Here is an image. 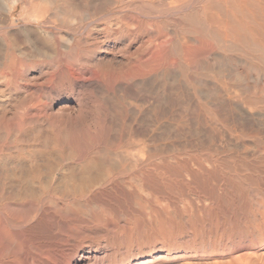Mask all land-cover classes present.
<instances>
[{
    "label": "rangeland",
    "instance_id": "rangeland-1",
    "mask_svg": "<svg viewBox=\"0 0 264 264\" xmlns=\"http://www.w3.org/2000/svg\"><path fill=\"white\" fill-rule=\"evenodd\" d=\"M33 1L34 0H28L26 2L25 0H0V127L2 125L0 134H3L2 136L0 135V138L4 136L3 139H0V147L2 148L0 150V164H14L15 162L19 161L18 159H20L19 163L23 161L21 164H29V157L34 156L35 154L36 160H38L37 164L68 165L70 163H66V161L63 162L64 158L62 157L64 156H61V154L65 155L68 152L71 153V151H69L70 148L64 150H62L61 148H59L60 150L53 149V146H50V148H45L42 147V145L38 141H36L35 138L37 136H40V134H37V131H40L41 134H44V132H49L52 130V128L47 125V119L43 120V114L41 111L47 113L52 111L51 114H54L57 108L62 104H66V101L71 97L72 93L69 91V89L65 87L63 88L64 81H67L68 84V79L64 78L63 73L66 74L65 76H68L69 69L86 70L90 68L91 70L97 71L99 76L92 78L91 75L88 74L86 75L87 79L80 78L79 80L74 82V95H76L75 99H78V101L73 102L74 109H72V113L69 114V117H65L68 120L66 121V119L64 118V122L62 121L63 125L60 122L55 125L56 127H53L64 128L66 121L68 123L65 125V128L66 126L67 128H71L72 125V131L74 130L73 133H77V135L75 136L79 137L84 142V144L82 142V145H84L85 147L81 145V147L84 149V152L82 153L83 156L81 157V159L79 157H75L76 160H79L77 161L78 164H83V162L86 163L88 160L90 161L94 157H97L100 154V149H102L104 145V147L107 148L105 150V154L109 156V162L107 161L106 164H110L111 161L112 164L116 158H118V160L116 159L113 164H130L126 157L129 154V151H132V149H134V153L138 155L139 159V162H137L136 164H142V167L140 166L142 169L136 167L133 172L128 171V173H126V175L128 176L124 175L123 179H125L129 184L132 183L131 185L134 187H132L134 191L140 189L139 191H136L138 195L141 194V196H144L146 199H152L151 202L153 203V206L151 208H154V211L152 213L149 212L151 210L147 209V212L151 215L149 216L150 218L147 217L146 221H143L142 217L137 216V218H135L133 222L131 221L129 223L128 220L124 219L120 222V225L122 224L121 226L129 227L131 225L132 230L134 228V245L139 247L146 246L145 248L149 249L153 245H159L161 241L167 240L166 243H170L172 247L183 246L184 249L188 250L186 261L191 264H215L216 261L224 260H226V262H233L238 252L247 256V261H249V264H264V244L260 243V239L258 238L260 237L261 232L264 230V112H262L263 117L253 116L254 118L249 115V112H246V106L248 107L247 101L250 96L254 95L255 97H261L262 99L264 98V73L262 71L263 63L261 60L256 58V56L258 55L253 53L251 54V51L249 52V49L247 50V48L246 50L245 48H242L241 43L239 41H236V39H233L232 43L233 45H235V47H233V45L231 44V48L228 47V49L230 48L228 50L224 45H222V42H220L222 43L221 45H218L219 40L216 37L213 38L211 35H205L203 37V40L206 41L205 39H207V42L211 43V45L212 43L213 45L215 44L214 48H210L209 50V48L203 46L205 50L200 52L201 54H197V50H202V47L193 42V39L191 37H193L192 30H194V27L191 25V22L187 18L193 12L199 11L198 9H200V12L202 11V6H204L205 4L199 2H202L203 0H196V3L191 4V8L186 10L184 14L180 15L179 17L171 14L166 15L162 12L161 8L152 10V8L143 7L147 9L138 11V7L141 6V3L136 2L131 6L134 8L130 7L131 9H129L131 10V13L128 9H123V11H129L128 13L132 14V21L135 18L138 19V17L139 21L143 19L140 21V26L138 27L139 31L141 30V32L137 30L135 31L137 32V34L131 35L130 37L128 35H122V37L120 36L117 39H113L111 37L106 44L100 45L101 48H98L99 45L97 43L100 42L102 33H98L95 28H97L100 23H105L110 16L106 17V15H100L98 17L97 15L96 17L98 18L95 17L92 21L88 20L87 13V15L85 13L77 15L74 13H70L71 11H63L64 14L62 12H57L55 19L53 18L52 20H48V22L46 21L45 23V21L43 22L39 19V17L36 18V16L34 17L32 15L37 14L35 13L36 5H40L41 3L42 5H44L47 2H43V0H37L38 2L36 0L35 2ZM59 1L60 0H58V3ZM206 1L209 2V0ZM210 1L214 2L217 7H220V9L222 8L223 10L228 2L229 4H227V6H232V4H239L238 1L240 2L241 0ZM198 4L202 5V8ZM48 5H50L49 2L47 3V6ZM136 5H138V7ZM192 5H194L193 8ZM195 6L196 8H194ZM24 7H28L29 9H26ZM148 9H150L151 11L149 12ZM117 11L120 12V10ZM141 11H143V14L146 12V17L142 14ZM156 11L159 12V14L156 13L157 16H155L156 14H153ZM190 11H192V13ZM218 11L219 10L213 13L215 14L217 12L219 13L217 15L221 16L220 12ZM119 12H114V15L111 14V16L114 17L117 14L118 16L122 15ZM30 13L33 14L31 15ZM29 14L31 16H29ZM200 14L203 15L202 12ZM82 15L84 18L82 17ZM237 15L240 16V19L237 17ZM57 16H63L62 18L64 19L58 18ZM79 16H81V18L84 19L85 22L83 23V25L81 24V27H78V29L74 26L73 23L76 24V17L78 18ZM167 16L169 18H167ZM66 17L72 19L68 21L69 19H67ZM176 17L177 19H175ZM180 17L184 21L186 20L185 24L184 22L182 23L178 21L181 19ZM236 17L240 21H247V18L243 13L238 12L236 14ZM242 18L245 19L243 20ZM37 19H39L40 21ZM58 20H66L67 23L69 22L68 26L69 24L70 26L68 27L66 25L68 29L67 27L60 28L61 26L56 25L58 24ZM138 20H134V23H137L136 21ZM176 20L178 22H176ZM50 21L51 23H54V25L51 23L49 24ZM94 22L97 23V26ZM148 22L150 23V25H148ZM186 22L187 24L189 22V24L187 25ZM162 23L164 27L161 25ZM144 24L146 25L144 26ZM57 26H59V28ZM141 26L143 28L145 27L144 30L146 31H144ZM155 26L158 28H156ZM160 27L161 32L158 33V31H160ZM190 27H192V32L189 30ZM74 28L76 30H74ZM150 29H152V31ZM171 29L174 30L172 31ZM148 30L150 31V33L148 32ZM163 30H165L167 34L169 33L168 35L171 39L168 37V40H171V43H167L165 45L167 47H165L164 45L161 46L160 50V47L157 45L155 46V43L158 44L161 42H165L164 40L160 39V41L156 40V37H161L160 35H162ZM94 31H96L97 33ZM189 32L190 35H186L189 34ZM155 35L156 37L155 39H153ZM163 35L166 36V33H163ZM150 36L155 43H150L152 42V39L150 38L149 40L148 38ZM186 36H188L189 38H186ZM95 37H97L98 39ZM179 37H181L182 39H179ZM210 38H213L211 39L212 41L209 40ZM94 39L95 41H93ZM115 40L120 41H117V48L113 49L112 46L114 45L113 42ZM128 40L130 42H127ZM183 40H185L189 48H192L190 49L191 51L188 52L190 53V57H184V54H181L183 52H181L180 49L179 51L181 53L178 52L179 55L177 53L179 47L178 43L180 41L183 42ZM234 40L237 43H235ZM52 41H54L56 45H58L57 43L59 42V45L57 47L60 54H58V57L53 52L48 50V46H44L48 43L52 44ZM238 42L240 43L239 45ZM126 44L128 46H126ZM143 44L152 45H149V48L147 46L144 48L142 47L144 46ZM61 47H66V49ZM105 47H108V50H111L108 53H103L102 49H105ZM152 47L158 48H155V50ZM150 48L152 49V51H155L149 53L148 51L151 52ZM163 48L166 52H162ZM237 48L240 51L237 50ZM96 49H98L99 51ZM158 49L162 52V54H165L161 56V52ZM193 49H195L196 51L193 52ZM139 50L142 54L139 53ZM229 51H235V53L233 52L231 54ZM157 52H160L159 57H157L156 55L158 54ZM236 52L238 54H236ZM247 52H249L250 55ZM192 53H195L196 55L193 54L192 56ZM137 54H139L140 57ZM151 54H153V56ZM154 54L156 58H158L157 60L156 58L154 59ZM222 54L225 55V58H223L224 55L222 56ZM141 55L143 59H141ZM164 55L168 58L170 57L169 60L167 59L166 61V57ZM181 55L183 56L182 58ZM133 56L134 58H132ZM160 56L164 60H161L164 66L159 60ZM247 56H252V58ZM152 58L155 60V62L153 61V65L158 64L157 67L155 65V73H153L152 71V74L150 73L149 75H146L145 79H142L144 77H134L133 79L129 80L130 77L128 78V71H130V73L133 72L134 68L139 66L137 65L138 63L141 64V62L148 61ZM231 58H237V60L232 61ZM242 58L245 60H243ZM10 59H15L13 65H11ZM134 59H136L138 62H136ZM144 59L146 60L144 61ZM222 59H224V61ZM212 60H214V62ZM241 60H243L244 62ZM246 61L249 64L258 61L259 62L255 63L257 66H255L254 64H252L253 66H251L250 64L251 67H248V64L244 65L241 63H246ZM193 62H198V64H194ZM191 63L192 65L190 66ZM16 64H18V66ZM10 66H13L15 68H11ZM132 66H134V68H132ZM130 67L132 69H130ZM256 68L258 69V73H260L259 75ZM252 69H256L255 72ZM52 77L54 78V84L57 85L54 87L55 89L50 91L48 81ZM207 78L209 79V84H212L213 89L210 88V85V87H206L205 81L208 80ZM124 80L129 83H125ZM199 81L201 82L199 83ZM145 83L149 84L150 86H147ZM127 86L134 88L136 92L129 93V91H125ZM196 86L198 88H195ZM225 88L229 90L230 97L232 99H238L239 101H241V103L232 101V103H229L228 107L224 106L226 109H224V107L220 108V106L223 105L221 104V100L219 99V97H212L211 95H219L220 93L224 94L223 91H225ZM205 89H207V91ZM192 90L195 92H193ZM212 90L214 91L212 92ZM220 90L222 92H220ZM231 91H234L233 93L236 95H234ZM208 92L211 95H207ZM130 94L133 96H131ZM189 94L191 96H193V94L196 95V98L200 101V107L198 106L199 109L198 107L193 106L190 103L189 99L191 96ZM201 97L203 98L201 99ZM146 99H150L151 103H149V100L147 101ZM203 99L205 101H203ZM142 100L146 103L144 108L142 107L145 103ZM215 101L217 103H220L217 104ZM203 102L206 107L201 105L203 104ZM176 103H178L179 106H177L178 104ZM129 104L130 106H128ZM133 104L134 106L136 105L138 109L141 106L140 108H142V110L139 109L140 114L137 108L134 110L131 107V105ZM148 104H151L152 106ZM127 106L129 109L127 108ZM149 107L152 108L149 109ZM41 108L45 109L42 110ZM217 108H219V110ZM211 109H217L215 111L216 115L214 114V117L210 116L209 112ZM128 110L134 111V115L131 114L132 112L128 113ZM219 112L222 113L220 114ZM40 113L42 115H40ZM135 113H137L136 117H134L136 115ZM217 114H219V116ZM224 115L227 116L228 119ZM32 118L33 120L35 119L33 122L32 120H30ZM109 118H111L112 120ZM209 118H213V121H211L213 122V124H210ZM108 120L111 124L108 123ZM230 120H232L233 122ZM35 121L36 124L31 125V123L34 124ZM130 121H132L133 123L135 121V123H130ZM200 121L202 122V124H200ZM28 122L30 123V125ZM37 122L41 125L39 126ZM126 122L128 126L131 125L132 127H125ZM122 124L125 125L123 126ZM76 125L78 127V130H75ZM16 126H18L21 130H17L18 127ZM46 126H48V129L46 128ZM137 126L138 128H136ZM247 127H249L250 129H247ZM12 128H14L15 130H12ZM129 128L131 129L130 131H128L130 133H127V130ZM44 129L47 131L43 132ZM254 129L255 131H260V133L257 134V132L252 131ZM81 130L82 132L86 130V133L83 134H88V136L91 135V139L88 137H86V139L85 136L87 135H83L86 139L85 140L83 136H81ZM138 131H140L139 134L142 131V134H140L141 138H143L141 135H147V137L145 136V139L147 138L145 140L146 144L137 143L136 135L134 134ZM79 132H81V134ZM13 133L18 134L15 135V137ZM78 133L80 135H78ZM95 133L99 135L102 133L103 136L100 135L99 137V135H97V137H95ZM104 133L108 136L107 139ZM115 134L117 136H115ZM33 135H35V138H33ZM131 135L132 137L135 136V142H132L134 141V138H131ZM19 136L26 138L23 139ZM27 137H29V139H27ZM115 137L118 138L119 141ZM19 138L21 139V141L19 140ZM123 138H127L126 141H123ZM130 138L132 139V141H130ZM32 139L34 142L32 141ZM113 140L116 142V144H114L115 142ZM92 141L95 146H93L94 144L92 143ZM98 141L100 142V144ZM102 141H106V144L108 146L106 144H103ZM110 142H113L112 145ZM124 142L128 144H125ZM101 143L103 146L101 145ZM130 143H132L133 146ZM133 143H136L139 146H136ZM35 145L39 146L37 147ZM129 145L132 147H130ZM61 151L64 153H62ZM95 151H98L99 153H96ZM77 154L72 153L71 155L74 156ZM123 158L127 159V162ZM120 159L122 161H120ZM159 169H162V171ZM186 169H192L191 173H193L194 176L192 177L189 173H186ZM147 170L150 171L151 177L153 179V189L145 192L143 187L140 186L141 182L139 181L142 180L141 171L144 173V171ZM131 178L134 179L132 180ZM138 183L140 187L138 186ZM138 211H140V209H138ZM156 214H160V216ZM125 238H127V234L123 233L120 234V236L116 237L114 243L108 249V253H114L115 249H119L120 247L121 248L119 252L121 250L123 251H121L120 254L127 252L126 247H128V242H126ZM190 249L193 250L191 253L189 252L191 251ZM112 256V254L111 256H109L111 261H113L114 259V256ZM120 256L121 255L118 254L119 258Z\"/></svg>",
    "mask_w": 264,
    "mask_h": 264
},
{
    "label": "bare ground",
    "instance_id": "bare-ground-1",
    "mask_svg": "<svg viewBox=\"0 0 264 264\" xmlns=\"http://www.w3.org/2000/svg\"><path fill=\"white\" fill-rule=\"evenodd\" d=\"M26 1H28V0H25V2ZM195 1L196 0H60L59 3H58V0H51V1L50 0H43V2H47V3L49 2L50 5L47 6V3H45L46 5L44 3H43L44 5H42V3L40 5H36L35 9L37 10V12L35 10V13H37V14H35V15L33 14L34 13L33 12L34 10L32 11L33 12L32 13L33 15L31 13L30 14L32 16H34V17L36 16V18L39 17V19L42 20L43 22L45 21V23H46V21L48 22V20H52L53 18L55 19V16H56V13L57 12L58 13L59 12H62L63 13V11H71L70 13H74V14H77V15L78 14H82V13H85V14L87 13L88 15L87 14L86 15L88 16V20H92V21H93V18H95L97 15H98V17L100 15H103V16L106 15V17L107 16L108 17L110 16L105 23H102L101 24L100 23L101 21H100L99 22L100 25H98V27L95 28V30H97L98 33L99 32L102 33V36L99 34L101 36L100 42L97 43L98 40L96 42L99 45L98 48H101L100 45L106 44L111 37L113 39H117L120 36L122 37V35L123 36L124 35H128L130 37L131 35L137 34V32H135V31H137V30L139 31V28L138 27L140 26V21L143 20V19H141L139 21L138 20L139 17H138V19H136V18L134 19V20H138V21H136L137 23H134V20L132 21V19H133L132 17L133 16L131 17L132 14H130L131 13V10H129V9L134 8V7H131L134 3H136V2H140L141 3V6H139V7H138V5H136L138 7V11L139 10H143V9H147V8H143V7L152 8V10L153 9H156L157 10V9H160L161 8V10H162V12L164 14H166V15L167 14H171V15L178 16L179 17L180 15H183L186 10L190 9L191 8V4H195L196 3ZM234 1H233V3H234ZM33 2H35V0ZM28 3H30V2H28ZM199 3L205 4L204 6L198 4V5H200V7L201 6L203 7V8L201 7L202 8V11L201 12H202L203 15L200 14L201 13L200 12V9H198L199 11H197V12L195 11V12L192 13V11H190L192 14H190V16H188V18H187L191 22V25L194 27V30H192L193 31V37H191L193 39V42H195V44H198V46H201L202 47V50H200V49L197 50V54H199L200 52L204 51L205 50L204 47L209 48V50H210V48H212V49L214 48V45L215 44L213 45V43H212V45H213L212 46L211 43H208L207 42V39H205L206 41L203 40V37L205 35H211L213 38L216 37L219 40L218 45L219 44L221 45L223 43L222 45H224L225 48H227V49L233 43V39H236V41H239L241 43V47L242 48H245V50L247 48V50L249 49L248 50L249 52L251 51V54L253 53V54L258 55V56H256V58H258L259 60L262 61V63H263V69H262V71L264 73V0H252V1H249V0H247V1L246 0H241L240 2L238 1L239 4H232V6H227V4H229V2L227 3V1H226L227 4L223 8V10H222V8L220 9V7H217V5H215V3L212 2V1H210V0H209V2L206 1V0H203L202 2H199ZM24 6H26V5H24ZM193 6L194 5H192V8H193ZM196 6H197V4H196ZM196 6L194 8H196ZM228 7H229V9H228ZM24 8L27 9L28 7H24ZM123 9H128L130 11V13H128L129 11L128 12L123 11ZM117 10H120V12L117 11ZM217 10H219L218 12H220L221 16H218L217 14H219V13H217V12L215 13L216 15L213 13V12H215ZM132 11H133V9H132ZM138 11H137V14H138ZM148 11L150 12L151 10L148 9ZM154 11H152V12H154ZM114 12L115 13L119 12L122 15L118 16V14H117L116 16L113 17V16H111V14H113ZM123 12H124V14H123ZM141 12L143 14V11H141ZM238 12L243 13L244 16L247 18V21H240V20H238L237 17L238 18L240 17L239 15H237V17H236V14ZM135 13H136V11H135ZM145 13L143 14L144 16H145ZM156 13L159 14V12H157V11L155 13H153V14H156ZM187 13H189V12H187ZM30 14H29V16H31ZM85 14H83V15H85ZM157 14L155 16H157ZM83 15H82V17H83ZM62 17L63 16H60L58 18H62ZM98 17H96V18H98ZM130 17H131V19H130ZM182 17H184V16H182ZM66 18L69 19V17H66ZM74 18H75V16H74ZM79 18H81V16H79L78 18L76 17V24L73 23L76 28H78V27L80 28L81 27V24L83 25V23L85 22L84 19H82V18L79 19ZM159 18H161V17H159ZM167 18H169V17L167 16ZM39 19H37V20H39ZM62 19H64V18H62ZM71 19H69L68 21H70ZM85 19H86V16H85ZM104 19H105V17H104ZM104 19H102V20H104ZM175 19H177V17ZM88 20H87V22H88ZM99 20H100V18H99ZM180 20H183V19L181 18ZM180 20H178V21L179 22H182V23L184 22V24H185V21L186 20L185 21L184 20L183 21H180ZM53 21H55V20H53ZM178 21L176 20V22H178ZM33 22H35V21H33ZM57 22H58V24H56V25L61 26L60 28H62V27H65L66 28L68 26V23H69V22L67 23L66 20H63V21L62 20L61 21L58 20ZM50 23H51V21L49 22V24ZM94 23H96V22H94ZM182 23H181V25H182ZM51 24L54 25V23H51ZM178 24H180V23H178ZM186 24H187V22H186ZM188 24H189V22H188ZM145 25L146 24H144V26ZM148 25H150L149 22H148ZM161 25L163 26V23ZM164 25H165V22H164ZM191 25H189V26H191ZM59 26H57V27L59 28ZM69 26H70V24H69ZM86 26H85V28H86ZM96 26H97V23H96ZM68 27H67V29H68ZM141 27H140V29H141ZM148 27H150V26H148ZM156 28H158V27H156ZM142 29L144 30L145 27L144 28L142 27ZM191 29H192V27H190L189 30L191 31ZM74 30H76V29L74 28ZM92 30H93V28H92ZM150 30L152 31V29H150ZM144 31H146V30H144ZM94 32H96V31H94ZM139 32H141V30ZM148 32L150 33L149 30H148ZM159 32H161V27H160V31H158V33ZM162 32L163 33H166V36L163 35V33H162V35H160L161 37L158 38V37H156V35H157L156 34L153 39H155V37H156L157 38L156 40H158V41L164 40L165 42H161V43H158L157 44V43L153 42V39L151 38V36L148 37L149 40H150V38L152 39V42H150L149 40L148 41L150 43H152V44L155 43V46L156 45L159 46L160 47V50H161V46H163V45L165 46L167 43H171L170 42L171 40H168V37H169L168 34L169 33L167 34V32H165V30H163ZM186 35H190V32H189V34H186ZM135 37H134V39H135ZM181 37H179V39ZM187 37L188 36H186V38ZM95 38H97V37H95ZM131 38H133V37H131ZM213 38H210L209 40H211ZM129 40L127 42H130ZM93 41H95V39ZM117 41L119 42L120 40H117ZM117 41L115 40L113 42V44H114L112 46L113 49H116L117 48V43H118ZM190 41H191V39H190ZM52 42H53L52 44H49L48 43V44H45L44 46H46V47L48 46V50L51 51V52H53L58 57V54H60L59 53V50H58V47H57L59 45V42L57 43L58 45H56L54 43V41H52ZM144 42H147V41H144ZM220 42H222V43H220ZM234 42H235V40H234ZM239 42H238V45L240 44ZM172 43H173V41H172ZM235 43H237V42H235ZM143 45L144 46H142V47L145 48L146 46L148 47L150 44L149 45L143 44ZM178 45H179V47H178L177 53L178 52L179 53L183 52L181 54H184L183 55L184 57L189 56L190 53H188V52H190L191 51L190 49H192V48H189V46L186 44L185 40H183V42L180 41L178 43ZM126 46H128V45L126 44ZM165 47H167V46H165ZM233 47H235V45H233ZM61 48H65L66 49V47H61ZM124 48H125V46H124ZM152 48H154V49L156 48L157 49L158 47H152ZM222 48H223V46H222ZM179 49L181 50V52L179 51ZM232 49H234V48H232ZM96 50H98V49H96ZM110 50H108V47H105V49H102V52L103 53H108ZM164 50L165 49L163 48L162 49V52ZM228 50H227V52H228ZM237 50H239V49L237 48ZM237 50H235V51H237ZM94 51H95V49H94ZM154 51H152V49H151V52L150 51H148V52L149 53H152ZM194 51H196V50L193 49V52ZM223 51H224V49H223ZM231 51H229L231 54L233 52L235 53V51H233V52H231ZM73 52H75V51H73ZM162 52H161V56L163 54H165V53L162 54ZM164 52H166V51H164ZM249 52H247V53H249ZM139 53H141L140 50H139ZM159 53L156 54L157 57H159ZM179 53H178V55H179ZM247 53H245V54H247ZM43 54H44V52H43ZM193 54L196 55L195 53H192V56H193ZM236 54H238V53L236 52ZM137 55L139 56V54H137ZM151 55L153 56V54H151ZM213 55H214V53H213ZM223 55L224 54H222V56ZM249 55H250V53H249ZM161 56H160L159 60L160 61L161 60L164 61L161 58ZM183 56L181 55V58ZM208 56H209V54H208ZM113 57H114V55H113ZM247 57H251L252 58V56H247ZM10 58H12V57H10ZM132 58H134V56ZM155 58H156V56L154 54V59ZM169 58L166 57V61H167V59L169 60ZM223 58H225V55H224ZM253 58H255V57H253ZM136 59H138V58H136ZM136 59H134V60L136 62H138ZM141 59H143L142 58V55H141ZM154 59L152 58V59H150L148 61H145L146 59H144L145 62H141V64L138 63L137 65H139V66H137L136 68H134V66H132V68H134L133 72L130 73V71H128L129 74L127 73L128 74V78L130 77L129 80L130 79H133L134 77H141V78L144 77L142 79H145L146 75H149L150 73L152 74V71H153V73H155V69H156V67H157L158 64L157 65L155 64L156 67H155V65H153V61L155 62ZM157 59L158 58H156V60ZM192 59H191V62H192ZM14 60L15 59H10L11 65H13ZM132 60H130V61H132ZM222 60L224 61V59H222ZM233 60H237V58L236 59H232V61ZM243 60H245V59H243ZM243 60H241V61H243ZM197 61H199V60H197ZM212 61L214 62V60H212ZM128 62H129V60H128ZM189 62H190V60H189ZM243 62H241V63L244 64V65L245 64H248L249 65L248 67H251V66H253L252 64H254L255 66H257L255 63H258L259 61L258 62H255V63H252V64L250 63L251 66H250L249 63H247V61H246V63H243ZM250 62H251V60H250ZM193 63L194 64H196V63L198 64V62H196V63L193 62ZM238 63H240V62H238ZM162 64H163V62H162ZM213 64H212V68H213ZM16 65L18 66V64H16ZM191 65H192V63L190 64V66ZM14 66H15V64H14ZM163 66H164V64H163ZM13 68H15V67H13ZM132 68L130 67V69H132ZM255 70H253V71L255 72ZM68 72H69L68 73V76H65L66 74L63 73L64 78L65 79H68V84H67V81H64L63 88L65 87V88L69 89V91L72 93L71 94V97L66 101V104L60 105L57 108V110H56V112L54 114H51L52 111L49 112V113L41 111L42 114H43V117H42L43 120L44 119L45 120L46 119L48 120V121L46 120V122H48L47 125H49V127H51L52 130L49 131V132H44V131H47V130L44 129L43 130L44 134H41L40 131L39 132L37 131V134L38 135L40 134V136H37L36 135L37 137L35 138L34 137L35 135H33V138H35L36 141H38L42 145V147H45V148L46 147L50 148V146H53V149H59V148H61L62 150L70 148L69 151H71V153L68 152L65 155H62L61 154V156H64V157H62V158H64L63 159V162L66 161V163L67 162H70L72 164H70V163L68 165H63V164H37L38 160H36V157H35L36 154L34 156H30L29 157V162H28L29 164H25V163L24 164H21L23 161L21 163H19L20 159H18L19 161L15 162V163L13 162L14 164H11V163L10 164H0V264H191V263H189V262L186 261V256H187L188 250L184 249L183 246L180 247V246H174L173 245L174 247H172V245L170 243L169 244L166 243L167 240L165 241L164 239H163L164 241H161V243H159V245H153L152 247L149 246L150 247L149 249H146L145 248L146 246L145 247L135 246L134 245L135 244V241L133 240V237H134L133 230H134V228L132 230L131 225L129 226L130 228L128 226L127 227L126 226H121L122 224L120 225V222L123 219L124 220H128V222L130 223L131 221L133 222L135 220V218H137V216L138 217L139 216L142 217L143 218V221H146L147 217H149L151 215L150 213L147 212V209L151 210V211H149L151 213L154 211L153 210L154 208L153 209L151 208L153 206V203L151 202L152 199H146L144 196H141L140 193H139L140 195H138L136 193V191H139L140 189L134 191L133 190L134 187L131 185L132 183L129 184V183L126 182L125 179H123V176L126 175V173H128V171L133 172V170L136 167H139V168L142 167V164H136L137 162H139V159H138V155H136L134 153V149L131 148L132 151H129V154L126 157L128 159V162L130 164H119V163L118 164H113L116 161V159L118 160V158H116L115 161L112 164H111L112 161L110 162V164L109 163L106 164L107 161H108V157L109 156H107L105 154L106 153L105 150L107 148L104 147L105 145L104 146L102 145V143L103 144H106V141L105 142L102 141L101 145L103 146V148H102L103 150L100 149V151H99L100 154L97 157H94L90 161L88 160L86 163L83 162V164H80V163L78 164L77 163V161H79V160H76L75 157H79L81 159V157L83 156L82 153L84 152V149L81 147L83 141L79 137L75 136V135H77V133L76 134H75V132L73 133L74 130L72 131V127H73L72 125H71V128L68 127L70 129H68L67 126L65 128V125L68 123V122H66L68 119L65 118V117H69V114L72 113V109H74L73 108L74 107L73 102L74 101H78V99H75L76 95H74V90H75L74 82H76L80 78H83V79L86 78V75H88V74L91 75L92 78L99 76V74H98L97 71L91 70L90 68L89 69H86V70H84V69H78V70L72 69V70H70L69 69ZM13 73H14V71H13ZM257 73H258V69H257ZM208 74H210V73H208ZM259 74L260 73H258V75ZM117 75H120V74H117ZM122 75H124V74H122ZM15 76H16V74H15ZM202 79H204V78H202ZM119 80H122V79H119ZM125 80H127V79H125ZM129 80H127V81H129ZM127 81H125V83L128 84L129 82H127ZM208 81H209V79L207 81H205L206 82V87H208L210 85L209 84L210 82H208ZM48 82H49V89H50V91L53 90V89H55L54 87L57 84L56 85L54 84V78L53 77L50 78V80ZM141 82H143V81H141ZM200 82L201 81H199V83ZM211 82H212V80H211ZM115 83H117V82H115ZM220 83H221V81H220ZM152 84H151V86H152ZM146 85L147 86H150L149 84H146ZM204 85H205V83H204ZM142 86H143V83H142ZM210 86L209 87L211 89H213L212 88V84ZM124 88H125V86H124ZM195 88H198V87L196 86ZM207 89H205V90L207 91ZM211 89H209V90H211ZM125 91H129V93L136 92V90H134V88H131L130 86H127ZM206 91H205V93H206ZM213 91L214 90H212V92ZM193 92H195V91H193ZM220 92H222V91L220 90ZM223 92H224V94L220 93L219 95H211L208 92L207 95L209 94L212 97L213 96L219 97V99L221 100V104L223 105V106H220V108H222L224 106L225 107H228L229 103L230 102L232 103V101L241 103V101H239L238 99L234 100V99H232L230 97V92H229V90H227V88H225V91H223ZM232 93H231V95H232ZM135 94H137V93H135ZM195 94H193V96L190 95L191 97H190L189 101H190V103L193 106L198 107L200 105V101L196 98V95ZM234 95H236V94H234ZM131 96H133V95H131ZM201 96H202V93H201ZM257 96H258V94H257ZM202 98L203 97H201V99ZM235 98H237V97H235ZM257 98H259V99H257ZM260 98L261 97H255L254 95H252V96H250V98L247 101L248 107L246 106V108H247L246 112L247 113L249 112V115H251L252 117L253 116H261V117H263L262 116V114H263L262 112H264V100H263L264 98L263 99L262 98L260 99ZM204 99H203V101H205ZM148 100H149V103H151L150 102V99H148ZM79 102H80V100H79ZM215 102H214V104H215ZM218 103H220V102H218ZM130 104H131V102H130ZM130 104L128 106H130ZM134 104L131 105V107L135 110L137 107H136V105L134 106ZM176 104H178V103H176ZM187 104H189V103H187ZM145 105H146V103L143 105L142 108H144ZM148 105H151V104H148ZM192 105H191V107H192ZM201 105L202 106H205L204 105V102ZM2 106H4V105H2ZM128 106H127V108H128ZM138 106H139V104H138ZM141 106H142V103H141ZM177 106H179V104ZM214 106H216V105H214ZM140 107H139V109L142 110V108H140ZM199 107H198V109H199ZM225 107H224V109H226ZM151 108L149 107V109H151ZM2 109H4V108H2ZM41 109L43 110L45 108H41ZM125 109H126V107H125ZM139 109H138V112H139ZM217 109L219 110V108H217ZM123 110H124V108H123ZM200 110H201V108H200ZM216 110H212V109L210 110L209 113H210V116L211 117H214V114H215V111ZM192 111H194V110H192ZM124 112H125V110H124ZM130 112H132L131 114L134 115L133 114L134 111L128 110V113H130ZM182 112H184V111H182ZM42 114L40 113V115H42ZM135 114L136 115L134 117L137 116V113H135ZM139 114H140V112H139ZM177 115H179V114H177ZM217 115L219 116V114H217ZM106 116H104V117H106ZM127 116H124V117H127ZM225 117L227 118V116H225ZM64 118L66 119V121H65L66 124L64 125V128L65 129L64 128H54L53 127V126L57 125V123H60L61 122V124H62V121L64 120ZM70 118H72V117H70ZM149 118H150V116H149ZM109 119H111V118H109ZM112 119H113V117H112ZM30 120H32V122H33L35 119L33 120V118H32ZM30 120H28V121H30ZM37 120H38V118H37ZM40 120H42V119H40ZM147 120H148V118H147ZM177 120H178V118H177ZM211 121H213V118H209L210 124L211 123L213 124V122H211ZM230 121H232V120H230ZM38 122H40V121H38ZM69 122H70V120H69ZM127 122H128V120H127ZM127 122H126V126L125 127L128 128L131 125L128 126ZM108 123H110L109 120H108ZM130 123H133V122L130 121ZM134 123H135V121H134ZM139 123H141V122H139ZM35 124H36V121L34 122V124L31 123V125H35ZM200 124H202L201 121H200ZM210 124H208V125H210ZM29 125H30V123H29ZM38 125L40 126L41 124L38 123ZM73 125H74V121H73ZM148 125H150V124H148ZM204 126H205V124H204ZM16 127H18V126H16ZM47 127L48 126H46V128ZM75 127H76V129L75 128L74 129L75 130H78L77 125ZM36 128H38V127H36ZM39 128H41V127H39ZM136 128H138V126ZM200 128H201V126H200ZM248 128L249 127H247V129ZM0 129L2 130V125H1ZM13 129L14 128H12V130ZM18 129H20V128L18 127L17 130ZM39 130H41V129H39ZM130 130L131 129L129 128L127 130V133H130V132H128ZM35 131H34V134H35ZM85 131L82 132V130H81V132H82V135L81 136L87 135V136H85V138L86 137L90 138L91 135L88 136V134H83V133H86ZM252 131H255V129L252 130ZM81 132H79V133L81 134ZM88 132H91V131H88ZM139 132L140 131H138L136 133L134 132L135 133L134 135H136V141H137V143H139V144H142V143L146 144V141L145 140L147 138L145 139V136L147 137V135H144V136L141 135L143 137V138H141L140 137V134H142V131H141L140 134H139ZM255 132H257V134L260 133V131H258V130L255 131ZM79 133H78V135H80ZM17 134L15 133L14 136L17 135ZM106 134H107V132H106ZM106 134L104 133V135L106 136V139H107L108 136ZM147 134H149V133H147ZM0 135L2 136L3 134H0ZM97 135H99V134H96L95 137H97ZM100 135H102V133ZM100 135H99V137H100ZM108 135H109V133H108ZM132 135H131V138H134L135 136L132 137ZM213 135H215V134H213ZM84 136H83V138H84ZM115 136H117V135L115 134ZM127 136H129V135H127ZM3 137H1V138L3 139ZM20 138H23V137H20ZM20 138H19V140L21 141ZM24 138H26V137H24ZM27 139H29V137H27ZM116 139L118 140V138H116ZM126 139H124L123 141H126ZM159 139H158V141H159ZM26 141H28V140H26ZM32 141H33V139H32ZM130 141H132V139ZM132 142H135V138H134V141H132ZM155 142H157V141H155ZM20 143H22V142H20ZM92 143H93V141H92ZM95 143H97V142H95ZM107 143H108V140H107ZM112 143H111V145H112ZM124 143L125 144H128L126 142H124ZM83 144H84V142H83ZM87 144H89V143H87ZM99 144H100V142H99ZM114 144H116V142ZM130 144L132 145V143H130ZM133 144L136 145V146L138 145L136 143H133ZM35 146H37V145H35ZM82 146L85 147L84 145H82ZM93 146H95V144ZM96 146H97V144H96ZM114 146H113V148H114ZM132 146H130V147H132ZM30 147H32V146H30ZM98 147H100V146H98ZM1 149L2 148L0 147V150ZM85 150H86V148H85ZM30 152H32V151H30ZM147 152H148V150H147ZM62 153H64V152H62ZM72 153H74V154H77L78 153V154L73 156V155H71ZM140 154H142V153H140ZM27 156H29V155H27ZM114 158H115V156H114ZM26 159H28V158H26ZM127 159H124V160L126 161ZM120 161H122V160L120 159ZM140 163H141V160H140ZM188 169H186V173H189L193 177L194 174L191 173L192 169L191 170H188ZM159 170L162 171V169H159ZM139 173H140V171H139ZM141 174H142V176H141L142 177V180L139 181V182H141L140 183L141 184L140 186L143 187V189L145 190V192L152 190L153 189V187H152L153 179L151 177L150 171L147 170V171H144V173L141 171ZM182 175H183V173H182ZM126 176H128V175H126ZM141 177H140V179H141ZM160 182H162V181H160ZM138 186H139V183H138ZM142 193H144V192H142ZM148 193H150V192H148ZM137 208L140 209V211H138ZM160 214H161V212H160ZM160 214H156V215L160 216ZM154 215H155V212H154ZM152 216H153V214H152ZM158 216H157V218H158ZM161 216H162V214H161ZM158 221H159V219H158ZM148 222H150V221H148ZM122 233L123 234H127V238H125L126 239V242H128V244H127L128 247H126L127 252H125L123 254H120V252L122 251L121 250L119 252V250L121 248L120 247L119 249H115V252L114 253H110L109 254L108 253L109 252L108 249L112 246V244L114 243V240L116 239V237L120 236V234H122ZM135 236H136V234H135ZM258 238L260 239L259 240L260 243H263L264 244V230L261 232V235ZM123 240H122V242H123ZM192 251L193 250H191L189 252L191 253ZM217 251H218V249H217ZM111 254L114 256L113 261H111V259L109 258V256H111ZM118 254L121 255L120 258L118 257ZM237 255H236V257H235V259H234L233 262L228 261V260H227L228 262H226V260H224V261H216L215 264H249V261H247V256L246 255L240 254L239 252H238Z\"/></svg>",
    "mask_w": 264,
    "mask_h": 264
}]
</instances>
